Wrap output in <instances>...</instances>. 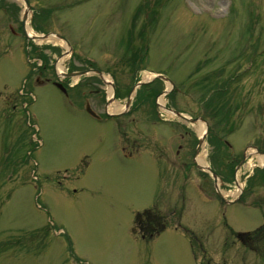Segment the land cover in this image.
Wrapping results in <instances>:
<instances>
[{
  "label": "rangeland",
  "instance_id": "1",
  "mask_svg": "<svg viewBox=\"0 0 264 264\" xmlns=\"http://www.w3.org/2000/svg\"><path fill=\"white\" fill-rule=\"evenodd\" d=\"M28 1L51 9L41 24L76 43L77 64L84 62L79 53L88 55L115 81L120 71L161 70L175 85L170 105L192 115L200 114L192 101L234 72L219 114L228 122L212 131L234 155L260 146L258 139L264 148V51L257 55L264 48V0H149L158 6L147 18L138 7L147 0H82L67 8L76 0ZM22 7L21 0H0V23L19 24ZM250 10L259 14L248 30ZM13 32L0 26V264H264V255L254 257L231 232L263 222L259 169L241 200L222 205L210 179L202 183L199 171L173 168L192 166L193 158L179 147L182 125L157 120L152 99L148 119L155 124L146 138L134 141L129 133L123 142L118 124L135 132L131 117H106L100 106L101 118H94L81 108L80 87L65 97L50 83H36L33 54ZM162 84L155 80L140 92ZM187 129L197 134L194 124ZM215 152L205 140L204 158ZM218 153L223 161L234 158L222 141ZM251 163L258 165L254 153L246 167ZM153 205L169 212L170 223L145 239L133 232V218Z\"/></svg>",
  "mask_w": 264,
  "mask_h": 264
},
{
  "label": "flooded vegetation",
  "instance_id": "2",
  "mask_svg": "<svg viewBox=\"0 0 264 264\" xmlns=\"http://www.w3.org/2000/svg\"><path fill=\"white\" fill-rule=\"evenodd\" d=\"M47 71H39L38 75L39 77H41V80L39 83L44 84V83H50V84H54L55 82H60L63 87H65L66 90L70 91L71 88H76V87H80L83 88V90L87 89L89 91V93H93V95L100 96V92L102 89V84L103 80L100 78V76L98 74L95 73H90V72H86V73H81L77 79L73 78L71 75H68L69 73L73 72V71H65L64 74L62 75L61 73L59 74L57 71H54L53 69H49L45 68ZM118 92H122L120 85L115 84V95H117ZM103 95V99H104ZM97 98L92 102L93 107H96L95 105L97 104V100L100 101V99ZM84 102V101H83ZM104 102L102 100V107L104 106ZM102 113L103 110H102Z\"/></svg>",
  "mask_w": 264,
  "mask_h": 264
},
{
  "label": "bare ground",
  "instance_id": "3",
  "mask_svg": "<svg viewBox=\"0 0 264 264\" xmlns=\"http://www.w3.org/2000/svg\"><path fill=\"white\" fill-rule=\"evenodd\" d=\"M26 29L28 31L29 34H32V31H31V28L29 27L28 23H26ZM56 67L61 69L62 68V64L60 62V60H58V62L56 63ZM205 128V123L204 122H201V121H198V124L196 126V130L199 134L202 133V131L204 130ZM259 162H264V156L263 155H260L259 158H258ZM197 161L199 163H202L205 165V162L203 160V158L201 156H198L197 157Z\"/></svg>",
  "mask_w": 264,
  "mask_h": 264
}]
</instances>
